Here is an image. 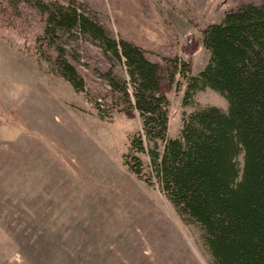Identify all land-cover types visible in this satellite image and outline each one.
Wrapping results in <instances>:
<instances>
[{"label": "rangeland", "instance_id": "rangeland-1", "mask_svg": "<svg viewBox=\"0 0 264 264\" xmlns=\"http://www.w3.org/2000/svg\"><path fill=\"white\" fill-rule=\"evenodd\" d=\"M45 1L76 7L151 60L188 61L196 74L210 58L206 27L264 0ZM22 12L15 26L0 28V264H212L200 226L161 189L147 149L138 153L142 175L126 163L142 119L123 109L111 85V76L125 81L134 102L125 58L80 28L44 41L47 15L29 3ZM59 51L82 75L83 90L51 66ZM186 88L177 74L167 91L169 137L200 106L228 108L212 88L185 104Z\"/></svg>", "mask_w": 264, "mask_h": 264}, {"label": "trees", "instance_id": "trees-1", "mask_svg": "<svg viewBox=\"0 0 264 264\" xmlns=\"http://www.w3.org/2000/svg\"><path fill=\"white\" fill-rule=\"evenodd\" d=\"M28 3L47 15L44 36L38 35L44 41L57 30L80 28L125 58L134 102L125 81L111 76V85L124 99L123 109H137L142 119L126 163L142 175L138 153L147 149L161 189L184 220L200 226L212 264H264V1L229 10L206 27L210 58L196 74L177 57L149 59L141 45L112 37L76 7L56 1L0 0V28L15 26ZM51 66L83 90L82 75L60 51ZM177 74L187 78L185 104L212 88L226 97L228 108L200 106L183 117L180 134L169 137L167 91Z\"/></svg>", "mask_w": 264, "mask_h": 264}]
</instances>
